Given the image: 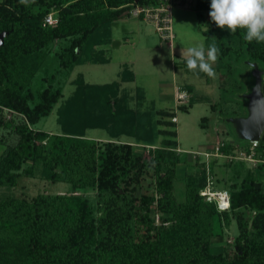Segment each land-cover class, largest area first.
Returning a JSON list of instances; mask_svg holds the SVG:
<instances>
[{
	"label": "trees",
	"instance_id": "16d2710c",
	"mask_svg": "<svg viewBox=\"0 0 264 264\" xmlns=\"http://www.w3.org/2000/svg\"><path fill=\"white\" fill-rule=\"evenodd\" d=\"M160 2L0 0V32H7L0 46V129L9 128L16 135L14 143L1 146L0 186H16L22 165L30 161L35 166L39 161L46 180L65 182L72 188L71 193H38L30 199L0 197V264H264L263 180L246 167L245 161L235 159L240 163L238 169L230 160L234 173L231 171L232 178L229 176L224 188L229 193L230 208L219 211L215 201H207L199 193L207 184V176L213 174L215 162H210L207 174L202 163L199 173H183L185 196L178 201L174 180L178 165L185 159L174 148L175 110L156 109L154 120L141 111L127 120L123 110L130 109L121 93L123 83L134 79L131 70L107 83L81 82L61 108V133L33 128L61 96L59 88L48 86L37 91V101L30 104L35 98L30 83L45 50L55 40L70 39L59 53L62 67L88 61L105 63L108 58L96 52L101 50L96 46L113 42V26L131 17L134 6ZM209 5L210 0H195L193 7L200 19L204 11H210ZM50 12H54L55 24L45 23ZM208 24L207 31L200 20L198 26L207 45L220 49L213 68L233 80L237 63L257 62L264 95V42L246 41L242 29L230 33L211 20ZM176 66L187 69L185 58ZM182 88L189 97L188 104L179 105V109L188 111L200 99L191 85ZM5 109L15 112L19 119H6ZM207 120L202 117L200 125L206 126ZM110 121L113 125L108 141L81 138L86 128L106 130ZM158 135L161 146L147 147L148 160L134 151L131 142L117 139L132 137L154 145ZM245 141L238 136L233 142L223 140L220 150L231 154L239 147L249 152L251 143ZM255 157L258 168H263L264 130ZM146 176L151 181L145 186ZM88 189L97 193V210L86 197L74 194ZM243 210H250L252 215ZM154 212L160 220L158 225ZM231 217L236 220L238 233L233 243H227L223 230Z\"/></svg>",
	"mask_w": 264,
	"mask_h": 264
},
{
	"label": "rangeland",
	"instance_id": "374dc122",
	"mask_svg": "<svg viewBox=\"0 0 264 264\" xmlns=\"http://www.w3.org/2000/svg\"><path fill=\"white\" fill-rule=\"evenodd\" d=\"M172 1L174 3L170 6L173 34L171 40L161 39L152 23L140 19L132 22L130 18L125 17L124 19L128 18V21L124 20L118 26L115 25L112 28L111 37L120 42L119 46L113 43L96 46V48H101L96 52L105 53L108 61L105 63L88 61L73 65L71 68L62 67L59 59L62 46L68 45L70 39L55 40L45 50L44 57L39 62L38 71L32 79L29 89L35 96L34 100L30 101L31 105L37 101V91L48 86L53 90L56 88L61 90V96L53 105L49 114L33 125L35 129L46 131L49 134H58L63 131L61 127L63 123V116L60 114L61 108L64 107L69 98L74 96L81 82L85 84L107 83L117 79L118 75L125 74L127 70H131L134 79L128 83H123L124 92L121 93L123 95L122 100L128 104L127 107L130 109L123 110L125 112L123 115L127 120L130 121L132 116H137L142 113L141 111L148 112V116L151 120H154L157 118L156 109L175 110V118H172V121L175 122L177 146L174 148L185 161L177 167L174 193L176 199L182 201L185 196L184 181L181 180L183 173H199L203 163L207 174L210 162L213 161L215 162L212 164L213 174L208 176H212L214 189H224L227 182H229V176L232 175V172L234 173L232 163L235 162V167L240 168V163L235 159L230 163L229 158L216 155L198 156L195 155V151L211 150L217 142L223 140L234 141L238 135L233 124L226 122L225 119L246 115L247 100L244 95L250 92L254 79L252 68L246 64V60H244V63H237L234 66L233 80L226 73L217 69H215L216 77L209 78L205 75L193 73L184 66H176L178 62L185 58L183 52L187 47L196 43H203L205 47L208 46L198 25L199 20L203 22L204 27L209 25L210 17L208 16L209 11H204L201 19L199 18L193 7L195 0ZM49 14L53 15L54 12ZM121 24L126 29H123ZM184 85H191L194 88L193 92L197 100L200 99L188 111L179 109V105L186 106L187 101L184 103L176 102V106H174L172 100L173 86L183 90L182 86ZM236 85H241V87L239 88ZM139 92L141 95L139 94L138 98L136 94ZM203 97H206L207 100H202ZM213 104H215L214 107L211 106ZM132 109L136 110L135 114L131 112ZM4 114L6 119L10 117H14L16 120L19 119L15 112L7 109L4 110ZM204 116L208 120L207 125L202 127L200 123ZM112 125L113 121L107 122L106 130L86 128L81 138L95 139L97 142L108 141L110 139L109 128L111 129ZM157 127L165 126L158 125ZM1 137H3L4 142L0 143V152L2 150L1 146L16 141V135L11 133L9 128L0 129ZM117 139L131 142L134 145V151L142 154L143 158L148 160L147 147L161 146L162 137L158 135L155 143H153L154 145L144 144L132 137L122 136ZM240 141L246 142L245 140ZM245 165L264 182V167L258 168V161L248 160L245 161ZM20 173L21 176L18 178L16 186H0V197L30 199L38 193L62 194L72 192V188L68 183L46 180L44 168L39 161L35 166H32L30 161L25 162L20 169ZM150 181V177H147L143 184L145 186L149 185ZM74 194L86 197L94 210H97L99 204H97L98 196L95 190L88 189L74 192ZM243 211L246 215H252L250 210ZM157 217L158 214L154 212L153 218L156 225L160 222ZM223 233L225 242L233 243L238 233L235 218L231 217L230 224L228 226L224 225ZM2 258H5V255L1 257V261Z\"/></svg>",
	"mask_w": 264,
	"mask_h": 264
},
{
	"label": "clouds",
	"instance_id": "9594fccd",
	"mask_svg": "<svg viewBox=\"0 0 264 264\" xmlns=\"http://www.w3.org/2000/svg\"><path fill=\"white\" fill-rule=\"evenodd\" d=\"M209 7L208 16L216 27L226 28L230 33L242 29L246 41L264 42V0H210ZM219 54L220 49L215 44L205 47L203 43L189 46L183 52L188 70L204 73L209 78L216 77L213 65Z\"/></svg>",
	"mask_w": 264,
	"mask_h": 264
},
{
	"label": "built area",
	"instance_id": "2783aa9c",
	"mask_svg": "<svg viewBox=\"0 0 264 264\" xmlns=\"http://www.w3.org/2000/svg\"><path fill=\"white\" fill-rule=\"evenodd\" d=\"M161 2L155 6H134L131 11V17H141V20L150 22L154 25L155 30L159 34L160 38L163 40H171L173 38L172 29H171V16H170V6L172 4V0H160ZM45 23L47 24H55L56 19L51 15H47L45 17ZM188 93L185 90L176 89L175 91V100L177 103H184L188 101ZM174 119V118H173ZM249 152H246L245 149L236 147L231 154H224L220 150L222 146V141L217 142L211 150L206 151H195V155H212V156H221L229 158L230 160L238 159V160H255L258 161L255 157V147L257 142H250ZM217 158V157H216ZM205 200L207 201H215L217 209L219 211H225L230 208V199L229 193L224 189H214L213 183L211 181L210 176L207 177L206 186L199 192ZM158 218V217H157Z\"/></svg>",
	"mask_w": 264,
	"mask_h": 264
},
{
	"label": "water",
	"instance_id": "95a60500",
	"mask_svg": "<svg viewBox=\"0 0 264 264\" xmlns=\"http://www.w3.org/2000/svg\"><path fill=\"white\" fill-rule=\"evenodd\" d=\"M7 32H0V46ZM252 67L253 85L244 97L247 100V113L243 117L225 119L233 124L240 140L258 142L264 130V95L262 93V71L257 62L247 61ZM259 93V95H258Z\"/></svg>",
	"mask_w": 264,
	"mask_h": 264
},
{
	"label": "crops",
	"instance_id": "0c3cea01",
	"mask_svg": "<svg viewBox=\"0 0 264 264\" xmlns=\"http://www.w3.org/2000/svg\"><path fill=\"white\" fill-rule=\"evenodd\" d=\"M128 18H130V20L132 21V22H134V21H136L138 18H132V17H128ZM128 18L127 19H121V20H119L118 21V23L116 24V26H118L122 21H124V20H127L128 21ZM143 21V20H142ZM121 27L123 28V29H126V28H124V26H123V24H121ZM111 39H112V37H111ZM112 41L113 42H116L117 43V45L119 46V44H120V42L118 41V40H114V39H112ZM112 42V43H113ZM176 86H173V91H172V100H173V104H174V106H176V101H175V91H176V89L177 88H175Z\"/></svg>",
	"mask_w": 264,
	"mask_h": 264
}]
</instances>
